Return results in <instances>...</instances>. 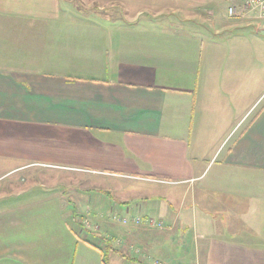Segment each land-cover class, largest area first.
I'll return each instance as SVG.
<instances>
[{"label": "crops", "instance_id": "obj_1", "mask_svg": "<svg viewBox=\"0 0 264 264\" xmlns=\"http://www.w3.org/2000/svg\"><path fill=\"white\" fill-rule=\"evenodd\" d=\"M242 4L0 0V264H264V26ZM101 195L165 202V228L106 253L79 225Z\"/></svg>", "mask_w": 264, "mask_h": 264}, {"label": "rangeland", "instance_id": "obj_2", "mask_svg": "<svg viewBox=\"0 0 264 264\" xmlns=\"http://www.w3.org/2000/svg\"><path fill=\"white\" fill-rule=\"evenodd\" d=\"M93 2V1H91ZM90 3V2H89ZM92 4V3H90ZM88 5V4H86ZM228 5L224 7V16L228 15ZM92 10V13L89 15V18L91 21H99V16H98V10L94 9L93 7L90 8ZM97 13H96V12ZM258 23V22H257ZM261 25H264V23H262ZM254 28V27H253ZM253 28H250V30L247 31V39L250 42V46H251V51H250V64L252 65L251 68V81H252V85L254 81L260 82V86L259 89L257 90V94L262 92L264 89V30L257 33L255 32V30ZM253 66H257L256 68H258L259 66V72L258 70L253 67ZM256 69V70H254ZM256 76V78H255ZM256 101H254L253 104H255V102H257L256 106L252 109L250 115L248 117H250L248 119V121L246 122V125L249 123V121L253 118V116L259 111V107H262V105H264V97L260 99H255ZM260 100V101H259ZM227 143V142H226ZM97 194V193H96ZM114 196L116 198H121L118 197L117 195L114 194ZM101 198L104 199V201L107 204V209H106V214H104L105 216H87L86 217V225L88 226L87 228H91V230H99L100 231L97 232L98 234H95L94 232H92L90 234V239L91 240H99L102 242H105L104 239H109L110 242H112L113 246H117L118 242L122 239L123 236V232L122 230H124V234H130V228H132L131 226H133L132 224L129 225H125L122 224L121 221L119 219L122 218H127V219H131V218H135V217H140V218H144L143 216H134V213L131 211L130 213H127V208L126 206L120 205L118 203H114L115 199H111L108 198V196L106 197V195L103 197L101 195ZM117 200H121V199H117ZM131 200V199H130ZM130 204H132V201H129ZM158 203L160 205H158ZM155 207L152 206V209L150 211L145 210V213H149L151 215L150 218H154L156 220H161L158 216H159V208L163 207V205L167 206V204L164 202V204H161L160 202H158ZM160 206V207H159ZM113 207L115 210V212H113V214L109 213L108 210ZM167 208V207H166ZM143 211V214H144ZM133 213V214H132ZM142 214V213H141ZM142 214V215H143ZM114 217H116L117 219H114ZM107 225H110L106 228ZM87 233V232H86ZM132 256V255H131ZM132 260H129V262H127L126 264H132L131 262ZM148 264H151V262H148Z\"/></svg>", "mask_w": 264, "mask_h": 264}, {"label": "built area", "instance_id": "obj_3", "mask_svg": "<svg viewBox=\"0 0 264 264\" xmlns=\"http://www.w3.org/2000/svg\"><path fill=\"white\" fill-rule=\"evenodd\" d=\"M252 13L255 16L257 27H262L264 25H261L264 23V0H243V4L239 7H232L229 9V15L230 16H243L246 14ZM114 219H117L114 217ZM122 224L129 225L132 224L133 226H139V225H147L149 227H153L156 229H164L165 225L162 220H156L154 218L150 217H135L131 219L122 218L119 219ZM86 225V223H85ZM86 227H88L86 225ZM155 264H165L163 262L157 261Z\"/></svg>", "mask_w": 264, "mask_h": 264}, {"label": "trees", "instance_id": "obj_4", "mask_svg": "<svg viewBox=\"0 0 264 264\" xmlns=\"http://www.w3.org/2000/svg\"><path fill=\"white\" fill-rule=\"evenodd\" d=\"M85 223H86V222H85L83 219H81V220L79 221V225L81 226V228L84 229V230H88V229L86 228ZM104 241H105V244H106V245L109 244V246H106V253H110V252L112 251V248H113V246H112V242H110L109 239H104Z\"/></svg>", "mask_w": 264, "mask_h": 264}]
</instances>
